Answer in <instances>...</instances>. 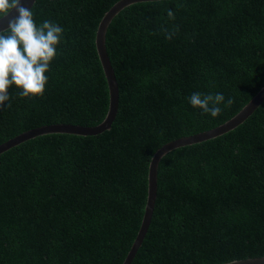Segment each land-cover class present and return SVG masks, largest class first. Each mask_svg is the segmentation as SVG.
I'll use <instances>...</instances> for the list:
<instances>
[{
  "label": "trees",
  "instance_id": "1",
  "mask_svg": "<svg viewBox=\"0 0 264 264\" xmlns=\"http://www.w3.org/2000/svg\"><path fill=\"white\" fill-rule=\"evenodd\" d=\"M119 1L36 0V24L55 22L63 40L43 97L9 87L0 144L42 125L105 119L110 94L96 36ZM165 28L178 30L169 40ZM106 43L121 97L112 128L43 134L0 154V264H123L145 215L156 151L223 124L264 86V0L137 3L114 19ZM194 92L234 103L212 118L189 104ZM261 256L264 103L234 130L163 157L152 223L132 264Z\"/></svg>",
  "mask_w": 264,
  "mask_h": 264
},
{
  "label": "clouds",
  "instance_id": "2",
  "mask_svg": "<svg viewBox=\"0 0 264 264\" xmlns=\"http://www.w3.org/2000/svg\"><path fill=\"white\" fill-rule=\"evenodd\" d=\"M13 10L17 15L8 20L5 30L0 31V106L10 99L8 90L11 85L20 90L21 97H43L48 83L45 73L57 55V46L64 34L63 27L50 20L37 25L32 10L24 7L21 0H0V19H6ZM167 16L170 20L175 19L171 10L167 11ZM177 30L162 29L169 40ZM188 102L212 118L234 103L231 97L225 100L222 93L199 92L191 94Z\"/></svg>",
  "mask_w": 264,
  "mask_h": 264
},
{
  "label": "water",
  "instance_id": "3",
  "mask_svg": "<svg viewBox=\"0 0 264 264\" xmlns=\"http://www.w3.org/2000/svg\"><path fill=\"white\" fill-rule=\"evenodd\" d=\"M158 1H166V0H121L116 3L103 17L100 22L97 36H96V47L98 51V55L102 64V67L105 72V76L109 86V94H110V104L109 110L105 119L94 126H83L77 124L70 123H57V124H48L42 125L25 132L16 135L7 141L0 144V154L9 148L18 145L19 143L26 141L28 139L34 138L36 136H40L43 134L50 133H65V134H74V135H97L105 132L112 128L114 121L117 118L119 108H120V86L116 76L115 69L110 60L108 51H107V33L110 25L114 21V19L126 8L144 2H158ZM36 0H21V4L31 9ZM17 13L13 10L6 19H0V31L5 30L7 28V23L9 19L15 17ZM264 103V86L261 90L238 112L234 117L227 120L223 124L212 128L210 130H206L204 132H200L194 135H189L185 137H181L175 140H172L161 148H159L156 153L153 155L150 167H149V185H148V201L146 205L145 215L142 221L141 228L137 235V238L128 253L123 264H132L134 258L140 247L142 246L146 235L149 231L150 225L152 223V218L155 211V206L158 198V175H159V166L160 162L165 155L169 152L173 151L176 148L191 145L195 143H200L203 141H207L213 138H216L220 135H223L235 128L239 127L243 124L253 113ZM51 264V263H49ZM223 264H264V256L261 257H251L240 260H233L230 262H226Z\"/></svg>",
  "mask_w": 264,
  "mask_h": 264
},
{
  "label": "bare ground",
  "instance_id": "4",
  "mask_svg": "<svg viewBox=\"0 0 264 264\" xmlns=\"http://www.w3.org/2000/svg\"><path fill=\"white\" fill-rule=\"evenodd\" d=\"M121 98V97H120Z\"/></svg>",
  "mask_w": 264,
  "mask_h": 264
}]
</instances>
